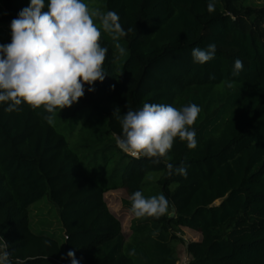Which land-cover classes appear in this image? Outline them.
Returning <instances> with one entry per match:
<instances>
[{
    "label": "trees",
    "instance_id": "obj_1",
    "mask_svg": "<svg viewBox=\"0 0 264 264\" xmlns=\"http://www.w3.org/2000/svg\"><path fill=\"white\" fill-rule=\"evenodd\" d=\"M95 1L84 0L116 12L127 34L114 41L102 33L105 79L94 91L86 84L84 96L57 110L51 124L43 108L8 112L0 103V242L10 264H71L69 251L79 264H177L179 244L187 264H264V7H248V0ZM29 3L0 0L7 44L11 21ZM209 44L214 59L194 63L192 49ZM236 59L243 70L233 76ZM145 102L198 105L196 147L177 138L159 163L123 152L113 114ZM181 165L186 177L175 172ZM118 189L129 211L137 190L163 194L169 211L158 219L131 213L126 239L104 201ZM44 197L59 210L60 237L32 230L31 206ZM179 228L200 240L186 244Z\"/></svg>",
    "mask_w": 264,
    "mask_h": 264
},
{
    "label": "clouds",
    "instance_id": "obj_2",
    "mask_svg": "<svg viewBox=\"0 0 264 264\" xmlns=\"http://www.w3.org/2000/svg\"><path fill=\"white\" fill-rule=\"evenodd\" d=\"M45 7L47 10L45 11ZM213 3L208 10H214ZM118 14L90 8L84 0H30L18 17L10 24L11 42L0 44V103H6L5 111H21L27 104L32 110L43 108L47 122H53L57 110L71 107L84 96L96 81L105 79L103 68L108 49L101 46L102 33L111 35L114 41L127 33ZM123 55L125 49L116 43ZM216 45L206 49L193 48L194 63L205 64L215 57ZM243 62L236 59L232 75L238 76ZM231 87V82L228 83ZM200 113L196 104L176 108L171 104L145 102L138 110H128L121 115L119 108L113 114L121 125L116 137L117 146L133 158L152 159L159 163L168 157L177 138L196 147L193 129ZM171 170L173 166L168 165ZM177 174L187 176L186 168H175ZM130 212L136 218H160L169 211V202L163 194L145 197L142 191L130 196ZM47 243V242H46ZM71 264H79L75 253L69 251ZM10 253L0 250V264H10Z\"/></svg>",
    "mask_w": 264,
    "mask_h": 264
},
{
    "label": "rangeland",
    "instance_id": "obj_3",
    "mask_svg": "<svg viewBox=\"0 0 264 264\" xmlns=\"http://www.w3.org/2000/svg\"><path fill=\"white\" fill-rule=\"evenodd\" d=\"M90 5L97 7V2L89 3ZM246 5L251 8L264 7V0H248ZM3 13V8L0 4V16ZM8 29L6 26L0 25V44H7ZM128 196L123 189L115 191H109L104 194V201L109 211L117 218L122 227L124 237L127 239L130 235V225L132 221L131 212L126 209L123 202L128 200ZM218 205V203H217ZM58 209L49 201L48 197H44L42 200L31 206V222L30 225L34 232H48L54 233L58 237L63 235L61 231V225L58 222ZM177 236L182 239L186 244L192 242H198L200 235L192 230L186 228H179ZM3 249V244L0 242V250ZM177 264H187L189 257L186 253V249L182 244H179L176 249Z\"/></svg>",
    "mask_w": 264,
    "mask_h": 264
},
{
    "label": "water",
    "instance_id": "obj_4",
    "mask_svg": "<svg viewBox=\"0 0 264 264\" xmlns=\"http://www.w3.org/2000/svg\"><path fill=\"white\" fill-rule=\"evenodd\" d=\"M174 212V211H173Z\"/></svg>",
    "mask_w": 264,
    "mask_h": 264
}]
</instances>
